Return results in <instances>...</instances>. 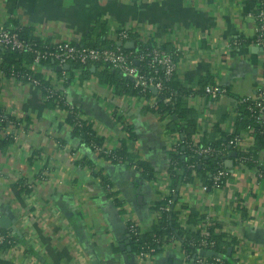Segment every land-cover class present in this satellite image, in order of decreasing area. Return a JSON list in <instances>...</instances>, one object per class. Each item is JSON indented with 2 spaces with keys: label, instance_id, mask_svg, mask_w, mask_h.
Instances as JSON below:
<instances>
[{
  "label": "crops",
  "instance_id": "0c3cea01",
  "mask_svg": "<svg viewBox=\"0 0 264 264\" xmlns=\"http://www.w3.org/2000/svg\"><path fill=\"white\" fill-rule=\"evenodd\" d=\"M257 6V0H0V22L17 21L50 43L102 45L128 30L158 48L166 46L176 54L181 86L197 89L205 83L225 91L214 100L198 92L187 98L198 114L194 139L199 141L215 126L232 133L238 101L255 97L261 86L264 57L253 44ZM56 67L38 66L36 73L64 94L104 140L102 146L114 151L127 139V153L151 176L99 158L74 133L65 110L47 103L32 85L6 82L0 107L27 129L8 126L0 133V139L17 135L0 149V221L8 222L7 231L31 261L0 256V264H195L178 240L163 242L147 259L132 251L128 219L149 231L157 218L154 204L171 195L185 232L198 234L207 217L221 226L218 233L237 241L236 264H264V180L256 176L264 173V148L253 161L256 167L228 155L232 168L220 190L204 192L198 179L173 188L168 155L177 135L167 133L163 119L144 101L119 96L94 76L81 81L74 72L62 81ZM245 142L248 149L254 140ZM28 181H37L32 195L22 191L21 183Z\"/></svg>",
  "mask_w": 264,
  "mask_h": 264
},
{
  "label": "trees",
  "instance_id": "16d2710c",
  "mask_svg": "<svg viewBox=\"0 0 264 264\" xmlns=\"http://www.w3.org/2000/svg\"><path fill=\"white\" fill-rule=\"evenodd\" d=\"M258 6L256 9V15L263 11L264 0H257ZM12 26L18 27V34L20 38L24 41L34 43L38 47L42 45H51L47 40H41L33 36L32 28L25 27L19 22L11 20ZM9 25V24H8ZM101 32H106V26L101 24L99 25ZM129 41H133L135 49L127 50L121 48L126 53L129 52H139L143 49H150V47H155V45L148 43L143 45L139 38H136L132 35L129 36ZM117 41H108L103 42L102 45H92V46H78V47H89V48H112L116 46ZM161 50L169 52L166 46L160 47ZM33 55L29 52H11L7 50L0 49V69L4 71L5 77L10 78L12 75H24L25 77L33 75L31 67ZM173 62L176 63V57L172 55ZM39 66H47L55 69L56 63L51 59H46L41 61ZM140 67L144 69L146 73L149 70L146 69L144 64H141ZM95 72L91 71V66L81 65L77 62H70L69 69L67 71H58L57 74L61 75L63 72L65 75L73 74L74 72L79 74L81 81L87 80L90 77L94 76L98 83L102 85H107L114 89V91L119 96L125 97H136L139 93V90L134 87V83L121 75L118 71H115L110 68L108 65H95ZM162 70L159 69L158 73L161 74ZM35 77L39 80H42L43 86H49V82L44 80L42 76L38 73L35 74ZM23 83H26V80H23ZM66 84V83H65ZM165 87L162 95L157 97V108L154 110V113L160 118H167V132L171 134H176L178 136L179 145L174 147L172 151L169 152V177L172 182L173 188L176 187L177 183H189L193 182L194 179H198L201 184L208 187L211 190L212 186V176L216 173L219 167L225 168V159L229 155L231 149L227 147L228 141L235 135L240 133H246L249 130L253 131V140L254 143L251 148L247 149L246 153L240 151L236 152L235 162L242 160L244 165L250 167H256L257 163L255 161L257 153L264 148V123L259 124L254 121L252 117V112L249 108H253L252 102L240 103L236 106V120L234 124V129L232 133L227 134L220 130L218 126H215L212 132L202 133L198 145L200 146H209L213 149H220L224 147V151L221 155L217 157H200L195 155L192 151L187 148V146L181 144V142L191 143L194 142V138L198 133V114L195 110L187 106V96L190 94L201 93L203 88L207 84H199L197 89H186L181 86L178 78L176 77V72L171 75L168 80L163 81ZM209 85V84H208ZM43 96L46 95L42 91ZM155 94L151 91H146L144 94L145 99L153 98ZM169 98V102L165 103L164 99ZM47 103L54 104L52 99H47ZM55 105V104H54ZM57 107L61 110L68 109L62 103H59ZM73 108V107H72ZM0 109V113H2ZM73 111L78 113V111L73 108ZM21 120L11 117L10 115L7 118V122L0 123V133L2 130L8 126H13V129H18L21 127ZM67 122L72 127L74 133L81 139L82 143L89 148L91 151H94V147H101L104 140L100 138L91 125L85 122H76L73 115H67ZM81 125V126H79ZM22 130L27 129V124L25 123ZM123 129L129 133V138L133 137L131 133L130 126L123 124ZM127 139L122 140L120 146L115 149L112 153V156H105L101 153H96L99 158L110 161L111 163H128L129 165H136L137 168L141 169L144 177L150 178L151 172L147 166L143 163L137 161L135 156L127 153ZM13 138L12 135H8L6 138L0 139V149H5L12 144ZM223 146V147H222ZM90 164V163H88ZM107 183H105L106 185ZM22 191L26 194L30 193V190L27 187H23ZM172 200V204L169 206L168 211H164L161 208L165 207L168 200ZM175 196L171 195L166 197L153 206V210L157 213V218L149 231L141 232L138 237H130V245L132 251L136 254L141 250L143 245H147L150 248L155 250V253L158 251V248L167 242L169 238L178 240L182 246V251L189 259H191L196 252L197 248L193 246V243H197L200 238L196 233H187L183 229L180 220L178 219V212L174 211L175 206ZM221 231V226L219 224L211 223L208 227V232L210 235V241L213 242V246L210 250L221 254L223 256L222 261L225 264H235L236 260L233 258V253L237 247V241L228 236L225 233H218ZM231 249V256L227 260H224V257L227 254V250Z\"/></svg>",
  "mask_w": 264,
  "mask_h": 264
},
{
  "label": "built area",
  "instance_id": "2783aa9c",
  "mask_svg": "<svg viewBox=\"0 0 264 264\" xmlns=\"http://www.w3.org/2000/svg\"><path fill=\"white\" fill-rule=\"evenodd\" d=\"M257 29L253 44L259 46L263 49V57H264V14L263 11L259 12L257 15ZM18 27H14L12 25H8L7 21L0 22V49L7 50L11 52H29L33 55L32 59V72L33 75L25 77L24 75H12L10 78H6L4 71L0 69V87L3 86L6 82L12 83H23V80H26V83L38 88L41 92L44 91L46 95L44 96L45 101L47 99H52L54 104L57 106L59 103L65 105L68 109L65 110L66 115H73L74 120L78 122H85L82 117L73 111V108L67 103L65 96L62 92L56 90L52 84L44 87L43 81L39 80L35 77L36 67H38L41 61L46 59H51L56 63L57 67L62 68L64 65H69L70 62H77L81 65H89L95 66L99 65H108L111 69L118 71L124 77L130 79L134 83V87L139 90L137 99L140 101H144L148 108L152 111L157 108V97L162 95L165 87L163 85V81L168 80L173 73L176 72V63L173 62L172 55L176 57L174 52L168 53L157 46L150 47V49H143L139 52H129L126 53L121 50V47H112V48H89V47H78L77 45L69 42V41H61L51 43V45H42L38 47L34 43H30L24 41L20 38L18 34ZM35 37L37 36V32L34 31ZM130 32L128 30H120L115 34V40L117 42H127L129 41ZM40 39V38H39ZM42 40V39H41ZM139 40L143 45L149 43V41L145 38ZM135 49V47H134ZM133 49V50H134ZM141 64L146 66V69L149 70L148 73L144 71ZM161 69V74L158 73V70ZM44 79V78H43ZM45 80V79H44ZM62 81H66V75L64 72L62 73ZM150 89H154L156 91L155 97L145 99L144 94L146 91H150ZM225 91L218 87L217 85H207L203 88L202 95L209 99H218L223 96ZM192 94L187 96L190 99ZM165 103L169 102V98L164 99ZM240 103L252 102L253 108H249V110L253 113L252 117L254 121L259 124L264 123V78L261 81V86L259 87L255 97L253 98H242L239 100ZM0 109H2L0 107ZM3 110V109H2ZM9 114L6 111H2L0 113V123L7 122ZM163 123L165 125V129L167 131L168 119L162 118ZM81 126V125H79ZM17 131H22V128L19 127ZM168 133V132H167ZM253 131L249 130L246 133H240L238 135L233 136L227 143V147L231 149V151H240L242 153L247 152L246 146V137L254 138ZM246 135V137H244ZM13 141L17 140V135H12ZM189 148L195 155L200 157H217L221 155L224 151V147L220 149H213L209 146H200L198 145V141L194 140L191 143L181 142ZM178 136L176 143L173 144L171 151L174 147L178 146ZM94 151L96 153H101L105 156H112L113 151L108 150L105 146L94 147ZM239 164L242 165V160H238ZM170 165V162H169ZM134 168H137L136 165H132ZM257 178L260 180H264V173L258 171L256 174ZM228 177V172L226 169L219 167L216 173L212 176V186L211 190H220L226 179ZM37 181H28L23 183V187H27L30 190V193L26 195H32L35 191V186ZM107 192H111V188L109 185L105 187ZM201 189L206 192L209 190L208 187L202 186ZM172 193V192H171ZM173 205L172 200H168L165 207L161 208L164 211L169 210V206ZM211 221L206 217L201 225V230L198 233L200 240L197 243H193L192 245L197 248L195 253L199 251H212L210 248L213 246V242L210 241V235L208 232V227L211 225ZM127 231L130 237H138L141 234V229L139 225L133 219H128L127 221ZM175 239L169 238V241H173ZM155 254V250L150 248L147 245H143L141 250L138 252L137 256L140 259L149 258ZM0 256L1 257H14L16 259H22L24 261H31L30 258H27V254L20 248V245L17 244L15 237L12 232L3 230L0 227ZM185 258L188 260L189 258L185 255ZM237 263V262H236ZM235 263V264H236ZM195 264H225L222 259L219 258H206L196 256Z\"/></svg>",
  "mask_w": 264,
  "mask_h": 264
},
{
  "label": "water",
  "instance_id": "95a60500",
  "mask_svg": "<svg viewBox=\"0 0 264 264\" xmlns=\"http://www.w3.org/2000/svg\"><path fill=\"white\" fill-rule=\"evenodd\" d=\"M263 14H264V6H263ZM117 47H121V48H124V49H127V50H132L134 49V43L133 42H130V41H127V42H117L116 44ZM260 51L261 53L263 54V49L260 47ZM69 69V65H64L62 68L60 67H56V70L57 71H67ZM91 71L92 72H95V66H92L91 67ZM150 91L153 93V94H156V91L154 89H150ZM236 152L235 151H231L229 156L230 157H236ZM232 161L231 160H227L225 161L224 165H225V168L230 170L232 168ZM10 225L8 224L7 221L3 220V221H0V227L1 229L3 230H9ZM130 248L128 247V250ZM196 256H200V257H206V258H219V259H222L223 256L221 254H218L214 251H199L198 253H194L192 259L195 260L196 259ZM231 256V249L229 248L227 250V254L226 256L224 257V260H227L228 257Z\"/></svg>",
  "mask_w": 264,
  "mask_h": 264
}]
</instances>
